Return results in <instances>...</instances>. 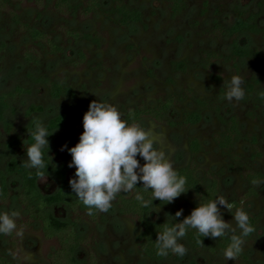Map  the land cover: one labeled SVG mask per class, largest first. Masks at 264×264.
Masks as SVG:
<instances>
[{"label":"rangeland","instance_id":"374dc122","mask_svg":"<svg viewBox=\"0 0 264 264\" xmlns=\"http://www.w3.org/2000/svg\"><path fill=\"white\" fill-rule=\"evenodd\" d=\"M114 1H120L143 15L141 23L121 28L113 14ZM89 0H74L82 8ZM264 0H184V9L172 13L168 0H104L102 10L96 14L75 16L60 14L54 0H13L0 9V95L14 93L18 88L27 92L11 101L5 120L0 121V173L12 159L23 162L27 156L24 141L28 130L37 121L48 127L60 115L76 123L74 129L58 130L49 137L50 160L56 166L72 160L59 142L80 138L83 128V105L93 99L118 108L122 116L141 108L158 107L161 101L173 100L169 111L157 120L144 117L137 124L151 134L155 146L164 151L175 168H195L198 180L209 186L219 183L218 196L225 197L236 208L246 210L257 220L252 237L245 238L243 253L246 260L236 259L229 264H264V66L250 59L236 65L231 59L233 41L225 37L216 26L230 29L239 11L259 17L264 28ZM80 7V8H81ZM81 11V9H80ZM14 16H17L20 23ZM29 24L49 34L64 50L52 54L46 44L35 42L24 25ZM67 30H78L89 39L76 41ZM98 40V43L95 41ZM240 42L264 54V38L246 35ZM86 56L83 62L80 54ZM214 54L219 58L209 59ZM184 63L186 70L177 69ZM229 75H239L244 80L246 95L239 103L224 99L223 82ZM260 81L256 93L249 97L247 84ZM63 83L72 87L75 97L50 96L48 83ZM202 103L203 105H200ZM33 108L36 110L31 111ZM200 111L203 120L195 126L184 124L186 113ZM239 121L240 136L233 148L223 151L216 142L218 135L228 130L231 118ZM12 125L14 133L7 131ZM22 138L20 145H9L14 135ZM198 138L203 151L193 155L190 141ZM257 140V145L253 143ZM26 143H30L27 141ZM141 164L144 163L143 159ZM75 168H71L69 181ZM252 175L260 176L253 182ZM22 185L20 177H11L9 187L17 194ZM1 187V184H0ZM59 188L56 178L48 176L39 180L43 195L55 193ZM129 194H120L130 196ZM107 212H101V221L95 224L83 220L80 232L85 244L79 258L97 264H226L216 240L210 239L202 250H195L184 238L180 242L187 248L183 258L169 254L156 263L145 257L139 248L141 228L133 217L122 216L117 199ZM182 207L186 217L201 202L194 193L187 194ZM152 208L154 222L167 221V214L179 210L171 207ZM19 210L18 230L11 236H0V253L12 264H51L50 256L59 249L58 241L44 236L42 226L31 222L24 209L16 202L0 200V211ZM226 221L233 216L221 209ZM53 213L62 219L70 218L64 207H54ZM171 220V217H169Z\"/></svg>","mask_w":264,"mask_h":264},{"label":"trees","instance_id":"16d2710c","mask_svg":"<svg viewBox=\"0 0 264 264\" xmlns=\"http://www.w3.org/2000/svg\"><path fill=\"white\" fill-rule=\"evenodd\" d=\"M13 0H0V9L10 4ZM39 2L41 0H32ZM104 0H89L86 6L83 8L81 6H76L74 0H54L55 9L60 14H66L70 16H75L78 12H82L84 15L88 16L91 14H96L102 10ZM172 13L174 15L180 14L184 9V0H168ZM113 14L117 16V23L121 28H129L135 24L141 23L143 20V15L138 10H133L127 7L120 1H114L113 3ZM81 7V8H80ZM81 9V11H80ZM264 9V4L262 5V10ZM262 15H252L246 12L239 11L236 13V21L234 25L226 30L216 26V29L220 30L221 33L226 37L231 38L233 41V49L231 54V59L236 65L238 62L244 59H250L257 64L264 66V54L258 50L246 46L245 42H240V40L246 35H256L264 38V28L259 26V17ZM18 23L20 20L17 16H14ZM26 31L31 36V38L39 43L46 44L50 49L52 54H61L63 48L54 42L53 37L51 38L49 34L43 33L42 31L36 29L35 27L25 24ZM68 36L76 41L89 39L79 32L78 30H67ZM98 43V40L95 38ZM209 59L219 58L214 54H210ZM81 61L86 60V56L80 54ZM237 66V65H236ZM177 69H185L186 65L184 63L178 64ZM260 81L256 80L248 83L247 93L249 97H252L258 90ZM50 96L54 99H60L64 96L74 98L75 91L72 87L65 86L63 83H48ZM27 91L18 88L14 93L0 95V121L5 120L6 113L11 107V101L16 99L18 96L25 94ZM93 99H89L82 108L83 117L85 113L89 110V106ZM264 105V99H262ZM174 104L173 100L161 101L158 107L155 108H141L139 110H131L125 113L122 118L128 121L129 124L137 123L144 117H153L157 120H161L162 117L169 111V109ZM200 105H203L200 103ZM36 110L33 108L31 111ZM203 115L200 111L189 112L184 116V124L187 126H195L202 122ZM76 123L70 120L65 115H60L55 119L51 120L48 125L49 132H54L58 130L70 131L74 129ZM7 131L11 134L14 133V127L12 125L6 126ZM240 136L239 131V121L236 117L231 118L228 124V130L223 135H218L216 137V142L219 147L226 152H229L237 139ZM22 138L18 135H14L10 143V147H16L20 145ZM29 142H31L29 140ZM79 140L68 138L61 140L59 142L60 147L65 145L68 148L74 147ZM253 143L257 145V140L253 139ZM190 150L193 155H198L203 151V146L201 141L196 138L190 141ZM47 152V151H46ZM47 164L50 166L47 172L45 169V174L56 178L59 182L58 190L50 195H43L39 189L40 178L35 174V172H29L22 167V163L17 159H12L6 170L0 173V200L4 203L16 202L18 206L22 207L27 214L29 220L34 223H39L42 226L44 236L49 240H57L59 244V249L50 256L51 264H97L95 260L93 263L91 261L82 260L79 258V251L85 244V238H83L80 232V224L83 220H89L96 225L101 221V212L95 209H88L80 202L76 196L73 194L70 187L68 175L71 171L69 164L54 165L50 160V157L45 156ZM178 172L187 177V187L191 188L186 194L181 195L177 198L174 203L163 205L159 200L154 202L149 208L141 207L133 198L134 194L131 193L130 196L120 195L117 199V208L119 213L124 217H133L137 220L141 228V234L138 238V244L141 253L149 258L151 261L159 263L162 262L165 257L156 254V249L154 247L155 240L157 238V232L161 231L163 224L167 221L154 222L152 220V208L155 207H165L171 206L177 210L183 209L182 207L187 203V194L194 193L202 198L205 202L210 199H216L219 195L220 187L217 181H213L209 186H206L204 182L198 180L195 176L194 167H186L178 169ZM11 177H20L22 180L21 189L17 194H12L9 187V179ZM251 179L253 182H258L260 176L252 175ZM142 183H139L137 187H142ZM142 191L141 188L137 189ZM148 195V194H146ZM54 207H64L70 212V218L60 219L53 213ZM183 216L178 219L177 222L182 221L186 217L185 212ZM250 223L254 228L252 237L257 220L250 218ZM185 239L190 243V245L197 251L202 250L209 243L210 238H203L199 236L194 229L188 231ZM204 239V240H203ZM203 241V243H202ZM217 248L222 251V249L229 242L227 237L217 238ZM237 259L246 260L247 257L244 255L243 251L238 256ZM0 264H12L8 257L0 253ZM189 264H197L192 261Z\"/></svg>","mask_w":264,"mask_h":264},{"label":"clouds","instance_id":"9594fccd","mask_svg":"<svg viewBox=\"0 0 264 264\" xmlns=\"http://www.w3.org/2000/svg\"><path fill=\"white\" fill-rule=\"evenodd\" d=\"M222 89L224 99L230 103H239L246 95L244 80L239 75L224 79ZM261 96L264 97V93ZM83 128L79 142L71 148L65 145L61 150L69 152L72 160L68 166L76 170L69 181L72 192L88 209L107 212L118 195L129 193L134 194V200L143 208L155 205L156 200L166 205L191 189L187 187V177L181 175L167 154L155 146L151 134L137 123L129 124L117 107L102 99L92 101L83 117ZM28 133L30 138L24 141L27 158L22 167L35 172L44 181L49 175L45 174V169L48 172L50 167L45 156L52 159L49 137L54 133L39 121ZM29 140L31 142L26 143ZM138 156L143 159V164ZM139 183L143 186L137 187ZM200 200L182 221L177 222L184 214L183 209L174 216L167 214V222L157 232L156 254L183 258L188 250L180 241L194 229L203 238L227 237L229 242L221 251L222 258L226 264L236 261L243 251L245 238L254 231L248 212L243 208L233 212V205L223 196L207 202ZM222 208L232 214L231 221L225 220ZM155 211L158 213L160 208L156 207ZM20 218L19 210L0 211V236L22 235L17 224Z\"/></svg>","mask_w":264,"mask_h":264}]
</instances>
